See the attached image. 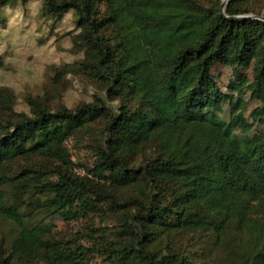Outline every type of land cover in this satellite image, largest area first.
I'll use <instances>...</instances> for the list:
<instances>
[{
	"label": "trees",
	"instance_id": "obj_1",
	"mask_svg": "<svg viewBox=\"0 0 264 264\" xmlns=\"http://www.w3.org/2000/svg\"><path fill=\"white\" fill-rule=\"evenodd\" d=\"M13 1L0 0V6ZM220 4L221 0H44L50 12L75 10L93 54L91 68L104 72L111 91L133 105L122 103L109 119L107 139L82 175L69 170L65 141L95 115L106 113L104 106L83 103L55 111L37 107L33 116L22 115L0 133V214L18 228L11 245L16 261L30 264L43 257L48 264H78L58 240L42 236V217L29 222L24 201L11 202L6 196L5 186L26 174L11 177L7 166L31 154L59 163L57 179L35 187L52 192L53 207L44 217L84 194L116 206L111 186H132L141 192L143 199L130 200L138 204L139 224H132L136 217L130 212L124 215L130 239L108 246L110 255L120 256V264H192L190 255L175 248L152 250L149 243L159 232L209 230L218 238L236 222V233L243 232L241 226L250 233L259 229L261 240L264 222L248 214L259 212L264 201V131L235 144L227 129L199 112L218 105L212 74L218 63L246 65L255 57L253 77L264 84V20H230L221 15ZM224 12L264 16V0H229ZM87 236L93 242H111L105 235ZM0 264H9V259Z\"/></svg>",
	"mask_w": 264,
	"mask_h": 264
},
{
	"label": "rangeland",
	"instance_id": "obj_2",
	"mask_svg": "<svg viewBox=\"0 0 264 264\" xmlns=\"http://www.w3.org/2000/svg\"><path fill=\"white\" fill-rule=\"evenodd\" d=\"M2 18L0 133L22 115L33 116L37 107L55 111L63 106L74 109L83 103L104 106L106 113L95 115L65 141L69 170L75 175L86 174L94 163L98 147L107 139L105 128L109 119L122 103L133 105V102L111 91L110 79L105 73L99 74L91 68L93 54L85 45V33L77 24L78 16L73 8L54 13L44 8V0H14L0 6ZM255 60L250 57L246 65H214L212 74L219 102L199 112L205 119L227 129L235 144L259 137L264 131V84L253 77ZM58 164L55 159L36 154L12 160L6 168L7 174L11 177L20 172L26 174L5 186L6 196L11 202L24 201L22 207L28 212L29 222L35 223L42 217L39 223L42 236L58 240L66 253H73L78 264H120V256L110 255L108 246H119L130 239L124 215L130 212L136 217L132 224H139L138 204L131 201L143 199L141 192L132 186H111L108 189L118 201L116 206L108 199L84 194L70 206L44 217L53 207L52 192L36 191L35 187L56 180ZM260 206L259 212L248 214L258 223L264 222V201ZM236 225V222L229 223L218 238L209 230L159 232L149 246L159 253L175 248L181 254L190 255L192 264H251L253 256L255 264H264V236L258 239L259 229H252L250 233V229L241 226L240 234L235 231ZM17 231L0 214V260L8 258L9 264H27L11 256ZM77 231L82 236L78 237ZM88 234L105 235L111 242L109 245L93 242ZM258 252L262 254L257 256ZM30 264L48 263L43 257H37Z\"/></svg>",
	"mask_w": 264,
	"mask_h": 264
},
{
	"label": "water",
	"instance_id": "obj_3",
	"mask_svg": "<svg viewBox=\"0 0 264 264\" xmlns=\"http://www.w3.org/2000/svg\"><path fill=\"white\" fill-rule=\"evenodd\" d=\"M229 0H222L220 7H221V15L226 16L228 19L233 20V21H237V20H243V19H247V18H259L264 20V16H257L254 14H246V15H236V16H227L225 15L224 12V8L226 6V4L228 3Z\"/></svg>",
	"mask_w": 264,
	"mask_h": 264
}]
</instances>
